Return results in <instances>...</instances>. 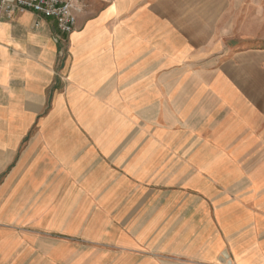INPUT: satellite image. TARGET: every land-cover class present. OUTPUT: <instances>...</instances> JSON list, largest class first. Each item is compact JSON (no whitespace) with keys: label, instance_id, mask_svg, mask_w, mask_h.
<instances>
[{"label":"crops","instance_id":"crops-1","mask_svg":"<svg viewBox=\"0 0 264 264\" xmlns=\"http://www.w3.org/2000/svg\"><path fill=\"white\" fill-rule=\"evenodd\" d=\"M82 4L0 19V264H264V51Z\"/></svg>","mask_w":264,"mask_h":264},{"label":"rangeland","instance_id":"rangeland-1","mask_svg":"<svg viewBox=\"0 0 264 264\" xmlns=\"http://www.w3.org/2000/svg\"><path fill=\"white\" fill-rule=\"evenodd\" d=\"M89 16L94 15L111 0H82ZM158 9H169L173 23L186 30L203 24L205 31L216 29L204 36L221 43V51L213 56L222 57L228 46L239 44L240 49L264 51V0H155ZM211 43V40H208ZM227 46V47H226ZM226 47V48H225ZM227 50V49H226ZM225 50V51H226ZM264 67V54L258 56ZM264 69V68H263ZM247 70L251 69L247 67ZM254 71V70H253Z\"/></svg>","mask_w":264,"mask_h":264},{"label":"built area","instance_id":"built-area-1","mask_svg":"<svg viewBox=\"0 0 264 264\" xmlns=\"http://www.w3.org/2000/svg\"><path fill=\"white\" fill-rule=\"evenodd\" d=\"M77 0H0V19L14 12L31 11L52 19L59 32L70 34L75 30L74 9Z\"/></svg>","mask_w":264,"mask_h":264}]
</instances>
